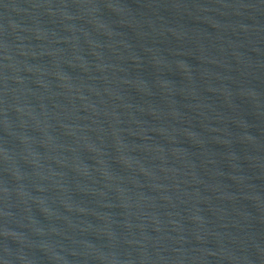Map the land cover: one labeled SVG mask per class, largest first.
Returning a JSON list of instances; mask_svg holds the SVG:
<instances>
[{
    "label": "water",
    "instance_id": "obj_1",
    "mask_svg": "<svg viewBox=\"0 0 264 264\" xmlns=\"http://www.w3.org/2000/svg\"><path fill=\"white\" fill-rule=\"evenodd\" d=\"M0 264H264V0H0Z\"/></svg>",
    "mask_w": 264,
    "mask_h": 264
}]
</instances>
